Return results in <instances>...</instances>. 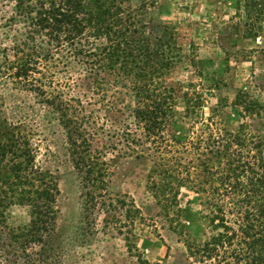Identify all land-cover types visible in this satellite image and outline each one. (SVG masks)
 <instances>
[{
    "label": "rangeland",
    "instance_id": "obj_1",
    "mask_svg": "<svg viewBox=\"0 0 264 264\" xmlns=\"http://www.w3.org/2000/svg\"><path fill=\"white\" fill-rule=\"evenodd\" d=\"M111 1L84 3L91 8L103 5L110 11L121 9L119 17L128 26L129 38H143L150 49L160 48L177 59L164 70L161 81L173 86L174 96L179 97L177 103L168 100L174 120L183 130L178 129L177 133L169 122L164 124L165 145L155 152L152 141L158 139L153 136L151 140L152 135L146 138L136 125L131 108L127 107H133V98L123 94L125 89L113 87L112 93L100 97L92 93L90 79L83 72L68 68L63 75L70 74L78 83L69 94L83 101L82 116L87 121L89 118L87 124L81 121L82 137L88 139L89 147L100 152L98 178L88 184L74 167L75 152L81 149L68 145L57 115L29 94L0 89L3 115L22 120L26 131L31 133L35 164L52 175L58 189L54 197L56 216L45 237L47 243L31 247L35 250L44 247L52 257H58V264L232 263L244 247L239 242L240 216L235 208L225 207L226 198L221 195L223 165L214 163L206 169V165L197 164L196 155H190V139L207 134V118L216 101L222 107L214 119L221 120L230 112V101L239 86L248 82L251 90L253 84L263 83V77L256 79V75L264 69V54L255 52V44L249 37L242 38L238 15L244 3L250 1L237 0V4L233 3L236 0ZM128 8L140 13L139 24L134 16L127 18ZM164 26L168 28L166 31ZM159 42L166 44L168 50ZM244 50L249 51L245 60ZM198 72L219 82L200 78ZM105 79L112 82L110 76ZM178 83L183 85L179 87ZM182 92L191 95L189 110L182 101L184 97L180 98ZM193 96L199 100L194 101ZM197 101L200 102L193 105ZM245 120L252 123L256 118L252 115ZM126 132L133 133L132 137ZM180 133L184 139L177 143L173 138ZM130 137L131 141L126 140ZM192 156L195 160L190 168ZM179 162L182 166L176 165ZM166 166L169 175L162 173ZM190 180L200 182V189L190 187ZM9 202L0 208L1 220L15 227L29 223V207ZM190 211L197 215L190 216ZM231 232L236 235L217 246L215 254L209 256L199 250L209 247L205 243L216 233L228 236ZM195 250L200 252L191 253Z\"/></svg>",
    "mask_w": 264,
    "mask_h": 264
},
{
    "label": "trees",
    "instance_id": "obj_2",
    "mask_svg": "<svg viewBox=\"0 0 264 264\" xmlns=\"http://www.w3.org/2000/svg\"><path fill=\"white\" fill-rule=\"evenodd\" d=\"M89 1L94 4L102 2L0 0V89L29 94L57 115L68 145L81 149L75 152L74 167L81 174L82 181L93 184L98 178L100 152L89 147L88 139L82 137L81 121L87 124L89 118L87 121L82 116L83 101L69 94L78 83L70 74L63 75L68 68L83 72L84 77L90 79L92 93L100 97L112 93L113 87L125 89L123 94L133 98V107H127L131 108L136 125L142 128L146 138L152 135L151 140L153 136L158 139L152 141L155 152L165 145L164 124L169 122L177 133L183 127L174 120L168 100L177 103L179 97L174 96L173 86L161 81L164 70L177 59L160 48L157 51L150 49L143 38H129L128 26L119 17L121 9L110 11L103 5L91 8L84 3ZM249 1L244 3L242 13L238 12L242 21V38L249 37L255 44V52L264 54V2ZM125 10L130 12L126 14L127 18L134 16L135 23H140V13L129 8ZM167 29L164 26V31ZM116 35H120L119 38ZM162 46L168 50L166 44ZM158 51H161V57L157 56ZM248 52L244 50L243 60ZM108 76L112 82H106ZM198 76L219 82L209 74L198 72ZM260 77L264 79V69L256 75V79ZM178 85L181 87L183 83ZM250 87L246 82L235 90L230 112L221 120L214 119L222 107V103L216 101L210 107L209 125L205 128L207 134L190 139V155H196L197 164L206 165V169L214 163L223 165L221 195L226 198L225 207L235 208L240 216L239 242L244 248L235 256V261L228 264H264V80L262 85L253 84L251 90ZM181 97L189 110L191 95L182 92ZM193 99L199 100L195 96ZM199 102H193V105ZM252 115L256 120L247 122L245 118ZM233 120L235 124L231 122ZM126 133L127 136L133 134ZM30 135L22 120L8 119L3 115L0 101V208L14 201L11 204L28 206L30 216L29 223L17 227L8 225L0 217V264H58L59 261L44 247L38 250L31 247L47 243L45 237L56 216L54 197L58 189L52 175L35 164V147ZM174 136L176 138H172L177 143L184 139L181 133ZM131 137L125 139L131 141ZM194 160V156L190 157V168ZM176 165L182 166L180 162ZM168 167L162 170L163 174H170ZM200 186V182L190 180V187L199 190ZM220 209L219 206L217 210L220 212ZM192 215L197 213L190 211ZM228 228L225 226V230ZM234 235V232L228 236L216 233L205 243L210 246L199 250L209 256L215 254L217 246L224 240L230 241Z\"/></svg>",
    "mask_w": 264,
    "mask_h": 264
}]
</instances>
